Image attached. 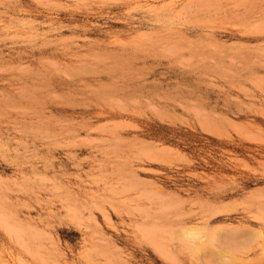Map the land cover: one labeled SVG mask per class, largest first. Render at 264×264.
I'll use <instances>...</instances> for the list:
<instances>
[{"label":"rangeland","instance_id":"1","mask_svg":"<svg viewBox=\"0 0 264 264\" xmlns=\"http://www.w3.org/2000/svg\"><path fill=\"white\" fill-rule=\"evenodd\" d=\"M0 264H264V0H0Z\"/></svg>","mask_w":264,"mask_h":264},{"label":"bare ground","instance_id":"2","mask_svg":"<svg viewBox=\"0 0 264 264\" xmlns=\"http://www.w3.org/2000/svg\"><path fill=\"white\" fill-rule=\"evenodd\" d=\"M190 231V230H189ZM191 235H193L192 233H191ZM196 235H198V234H196ZM190 238V237H189ZM210 239V238H209ZM191 242V241H190ZM201 247V244L199 243V244H196L195 245V248H194V250H197V249H199ZM202 248V247H201Z\"/></svg>","mask_w":264,"mask_h":264}]
</instances>
